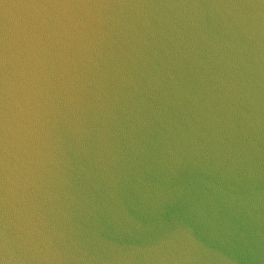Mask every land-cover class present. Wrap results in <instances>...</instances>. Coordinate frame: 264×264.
Instances as JSON below:
<instances>
[{
	"label": "water",
	"instance_id": "obj_1",
	"mask_svg": "<svg viewBox=\"0 0 264 264\" xmlns=\"http://www.w3.org/2000/svg\"><path fill=\"white\" fill-rule=\"evenodd\" d=\"M205 3L242 6L214 10L240 22L238 49L209 29ZM205 152L242 161L244 205L223 213L238 212L239 241L222 233L219 252L176 239L130 253L92 238L109 194L132 199L137 176L155 181L165 158L202 197ZM5 217L20 249L8 264H264L262 0H0V258ZM164 219L105 231L156 240L174 227Z\"/></svg>",
	"mask_w": 264,
	"mask_h": 264
},
{
	"label": "clouds",
	"instance_id": "obj_2",
	"mask_svg": "<svg viewBox=\"0 0 264 264\" xmlns=\"http://www.w3.org/2000/svg\"><path fill=\"white\" fill-rule=\"evenodd\" d=\"M199 7L204 10L203 15L206 17L209 29L218 33L217 39L223 41V46L238 49L240 40L237 25L240 22H229L225 18L221 24L217 20L214 10H219L222 7L231 9L242 6L205 3ZM5 128H7L6 124ZM193 131L196 134L206 135V133H201L198 127ZM5 151H7V145H5ZM171 155L173 163H176L177 167L183 163L176 151H171ZM203 157L202 160L197 161L199 173L194 178L202 186L204 193L202 197L197 199L192 195L193 186L191 183L176 182L179 180L177 167H173L165 158L164 161L159 162V166L163 169L167 163V170L163 172V175L158 172L154 173L157 176L155 181L151 179L146 181L143 173L137 176L138 183L132 185L135 191L132 199H126L124 195H118L116 192L109 194V198L103 202L104 208L102 209V211L108 212L109 217L105 219L103 226L97 225L92 238L99 239L102 247L110 243L119 247L121 251L128 248L130 253H135L146 247L155 248L176 239L189 241L200 249L219 252L221 249L217 245V240L221 238L222 233H227L239 241L242 233H240L241 223L238 212L233 214L235 219L232 216L225 217L223 213L225 210L244 205L245 192H242L240 187L244 182V175L238 174L242 171V161L238 159V155L230 163L221 158L213 161L207 152L203 153ZM146 168L148 172H153L151 163ZM248 180L249 183L245 185V188L254 189L255 185L251 183V175H248ZM172 185L175 186L171 187ZM109 200L112 202L111 205H109ZM4 201L7 204V196L4 197ZM165 214L171 217L174 227L170 231L166 230L164 235L156 240L124 241L122 238L117 240L112 233L105 231L106 227H111L114 232H120L121 229L128 232L133 230L147 232L157 222L164 228ZM247 215L252 216L251 205L247 208ZM198 226L208 230L207 238L202 235L201 227ZM3 232V249L6 255L0 258V264H8V254L13 251L18 252L20 249L15 239L9 236V222L6 217L3 222ZM31 235L32 232L29 231V236ZM222 259L225 260V264H229V257H222Z\"/></svg>",
	"mask_w": 264,
	"mask_h": 264
}]
</instances>
